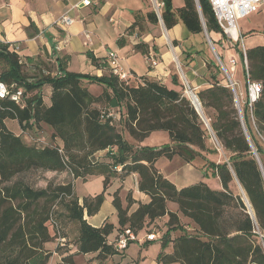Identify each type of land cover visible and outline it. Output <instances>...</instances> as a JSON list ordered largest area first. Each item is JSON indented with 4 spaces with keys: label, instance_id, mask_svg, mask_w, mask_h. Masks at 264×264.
I'll list each match as a JSON object with an SVG mask.
<instances>
[{
    "label": "trees",
    "instance_id": "obj_1",
    "mask_svg": "<svg viewBox=\"0 0 264 264\" xmlns=\"http://www.w3.org/2000/svg\"><path fill=\"white\" fill-rule=\"evenodd\" d=\"M160 3L163 6L159 18L151 11L132 13L130 26L116 41L118 48L125 46L126 38L134 34L142 20L151 28L161 21L166 30L181 24L189 35L201 38L203 21L207 34H221L207 0H198L202 20L194 0H183L180 8H173L172 0ZM90 8L96 12L99 4L92 0ZM133 49L149 56L143 42ZM189 49L199 52L193 44ZM153 56L156 57L154 53ZM87 57L97 65L90 52ZM245 58L249 80L260 84L261 93L255 103L249 106L246 102L242 108L244 128L231 90L217 79L221 69L215 62L207 63L212 84L196 95L201 108L212 112L209 126L226 157L216 163L206 157L218 155L215 148L205 144L207 130L180 92L147 77H134L137 84L133 86L109 71L100 77L71 73L66 71V56L56 59L54 76L28 81L22 71L23 60L10 44L0 41V82L10 91H23L19 105L8 99L0 101V264H49L51 255H58L66 246L59 222L50 211L54 203L63 206L66 220L78 229L75 251H62V264H75L76 257L88 255H93L88 261L97 264H119L111 260L118 255L109 244L111 235L116 238L125 229L135 235L142 230L151 233L150 227L164 217L167 221L159 234L161 252L157 264H264V46L245 50ZM82 83L100 86L101 94L93 96ZM172 83L177 86L176 76ZM45 88L49 90L48 105L42 97ZM98 104L104 106L103 111L93 107ZM109 110H124V117L119 118L120 130L108 117ZM7 120L16 121L21 133L31 130L36 143L43 146L27 145L21 135L8 130ZM44 127L51 130L48 143ZM155 132L166 133L169 144L159 148L139 145ZM174 157L185 164L202 159L221 189L213 190L203 182L177 189L155 168L159 159ZM32 171L69 173L73 180L82 181L102 177L103 190L83 197L80 203L70 182L35 190L16 179ZM131 175L137 177L138 191L149 202L139 203L129 214L135 202L128 194L123 208L117 190L111 202L117 225L91 227L84 215H96L111 183ZM235 180L248 200L252 216L232 193ZM168 203L176 205L175 212L167 209ZM182 218L193 226L194 234L187 233ZM48 225L57 238L54 252L46 250L52 241ZM59 239L65 241L63 246ZM169 245L172 252L163 253Z\"/></svg>",
    "mask_w": 264,
    "mask_h": 264
},
{
    "label": "crops",
    "instance_id": "obj_2",
    "mask_svg": "<svg viewBox=\"0 0 264 264\" xmlns=\"http://www.w3.org/2000/svg\"><path fill=\"white\" fill-rule=\"evenodd\" d=\"M93 1L99 4V9L96 11L98 12L96 17H100V20L98 21H96L95 16H91L90 7L74 8L75 5L79 4L80 0H0V41L10 44L13 49L16 48L17 54L23 59V62H26V65L30 67L33 66L34 68L37 63H50L57 72L56 59L58 57L66 56L68 57L66 71L83 74L80 73L79 70L85 69L89 72L88 75L96 77L108 73V68L104 64V59L107 52L112 51L116 53L119 58L123 70L132 75V77H135V79L136 77H147L176 91V86L172 83L173 76H176L173 72L174 58L178 61L181 59V56H183L180 51L181 46H178V44H182L183 42L179 26L177 25L171 30H166L159 21L163 30L148 28L149 31L147 29L146 33L142 34L141 37H136V39L128 38L125 46L118 48L116 46V41L119 37L123 36L125 29L130 26L133 19L132 12L139 11L144 14L150 12L148 3L142 2L141 0ZM64 15L71 18L73 24L66 29H61L56 26L55 23ZM106 18L107 23L112 25V28L107 26L105 22ZM261 27H264V21L258 25L257 28L261 29ZM248 30L249 29H247V31ZM85 34L89 35L88 40L85 39ZM140 42H143L148 46L149 55L154 53L158 59L156 66L151 67L150 70L148 69L149 65L146 56L136 53L133 49L134 45ZM168 43L170 45H168ZM88 52H90L97 60L96 66H94L87 57ZM137 59H140L141 62H143V65H141V63L138 65L136 63ZM187 63L188 62L185 63L186 68L184 69L186 72H182L186 79L191 83H194V80H190V76L195 75L196 73V70L194 69V61L188 65ZM133 83L136 85V82ZM20 132L22 131L20 130ZM49 132L51 133V130ZM25 138H27V136ZM141 144L139 145L142 146ZM206 157L208 158V156ZM174 159L176 158L174 157L171 161H178ZM211 161L221 163L224 159L217 156ZM179 166L180 168H186L184 165ZM155 168L167 180H171L169 175H167L168 173H164L161 167L155 166ZM187 171H189V169ZM171 172L172 175H175V173L178 172V169L174 168ZM62 174L63 173H60V175ZM100 178L102 180V177ZM73 181L74 180L70 182L72 187ZM113 185L117 186L114 192L118 190V196L123 208L126 207L125 200L128 194L131 195L132 200L135 202V204L130 207L129 214L136 210L139 203L147 204L149 202L147 196L139 193L137 188V177L135 175L128 176L122 181L114 180L109 188ZM175 187L181 189V187ZM211 189L220 190L221 186L218 184L216 188ZM107 190L104 193V197ZM109 195L110 198L107 199L105 197L96 215L92 217H87L86 214L84 215V220H86L91 227H102L105 223H108L107 220L110 215L115 216L116 218L115 209L111 204L113 194ZM78 198L81 203L83 197ZM167 209L171 211L168 204ZM175 211L176 210L171 212ZM159 221H163V224H165L167 218L164 217ZM112 225H117V219L116 224ZM175 235L178 236L179 234L175 233ZM114 237L115 234L111 235L110 238L112 239H110V241H112ZM139 241L140 242L136 243L140 244L142 248H146L148 245L156 242L160 245V240L147 242L144 238L139 239ZM128 248L129 246L127 249ZM159 248L157 256L161 252V247ZM125 251L122 254L112 257L111 260L119 264H137L127 257ZM171 252V245L163 251V253L166 254H170ZM54 256L57 257L56 254H54ZM91 256L93 257V255ZM157 256L154 260L155 264H157Z\"/></svg>",
    "mask_w": 264,
    "mask_h": 264
},
{
    "label": "rangeland",
    "instance_id": "obj_3",
    "mask_svg": "<svg viewBox=\"0 0 264 264\" xmlns=\"http://www.w3.org/2000/svg\"><path fill=\"white\" fill-rule=\"evenodd\" d=\"M141 1L147 2L148 8L150 9V11L154 12L158 18L160 17L162 8L160 10H157L154 0H141ZM156 1L160 3L162 0H156ZM182 6H183V0H172L173 8H180ZM91 9H90L91 16L96 17L98 15V12L94 13ZM98 20H100V17H96V21ZM263 21H264V4L252 15L238 21V28H239L240 34L242 33L241 35L243 37L242 38L243 41L241 43L238 41V43L236 44L227 43L226 40L221 35L215 34V33L207 34L206 31L203 32L204 38H201V36L199 35H189L185 31V29L182 27V25L179 24L178 26L181 29V37L183 38V42L182 44H178V46H181L180 51L183 54V56H181V59H179L178 61L176 60V58H174L173 72L176 75L177 82H178V86H176L175 88L176 91L180 92L192 105L193 101L189 99V97L187 96V92L191 91V93L194 96H196L198 92L210 87L212 82L210 81V74L207 69V63L209 61H213L217 64V66H219V63L215 57V54H216V56L220 59L221 63L225 67L226 74H228L232 82L236 83L234 87V91H235V95L237 98V103H238L240 112L242 113V108L246 106L245 103L247 99H246V78L244 76L243 69H242L241 52L243 51V49L247 50V49L257 47V46H264V27H261V29L257 28L258 25H260ZM105 22L109 28L110 27L112 28V25L107 23V18ZM148 28H151V27H148L144 20L140 21L139 26L133 31L134 34L130 37H127L126 40L128 38L136 39V37L137 38L141 37L142 34L146 33ZM157 29L163 30V27L161 26L160 23H158V25L154 27V30H157ZM247 29L249 30L247 31ZM192 44L193 46H195V49H197V51L199 52L194 53L193 51H191V49H189L190 45ZM210 44L212 45V47ZM168 45L170 44L168 43ZM212 49H214L215 54ZM185 54H186V57H184ZM233 57L236 61H238V63L235 66L236 70L231 73L229 69V60L230 58H233ZM21 60L23 59L21 58ZM156 60L158 61L157 57H156ZM185 61H188L187 65L194 61V66H195L194 69L196 70V73L195 75L190 76V80H194V83H191L188 79H186L183 74V72H186L184 70L186 68ZM136 63L138 65L140 63L141 65H143L142 64L143 62H141L140 59H137ZM22 71L26 79H28V81H32L33 79H36L39 76L40 77L47 76V75L54 76L57 73L50 63H46V64L37 63V66L33 68V66L30 67L26 65V62H25V64L22 66ZM79 71L80 73H83V74H89V72L86 71L85 69H81ZM217 79L221 82V84L228 86V81L226 80V76L223 73L222 69H221V75H218ZM82 86H86L88 92L92 94L93 96H99L102 92V88L96 84L82 83ZM48 93L49 92L47 88H45L42 91L43 102L45 105L49 104V101H48L49 94ZM93 107L99 109L100 111L104 110V106L101 104L94 105ZM108 112L112 113L115 116V121H114L115 127L117 128V130H120L121 125H119V118H121V116L122 118L124 117L123 116L125 114L124 110H121L120 112H118L117 110H109ZM211 115H212L211 111H205L200 106L199 118L203 126L208 132V137H207V140L205 141V144L209 147L215 148L218 153V155H210L208 156V158L212 160L218 156L221 159H226L225 154L223 153L219 143L216 141L213 133L211 132V129L209 126V122L211 121V118H212ZM6 126L14 135L16 136L21 135V137L23 138L24 142L27 145L34 144L36 146H43L41 145L42 143L40 142L36 143V140L32 137L33 134L31 130L28 129L24 131V133H21L17 123L11 120L6 121ZM43 130L45 132L44 136L47 139L45 140V142L47 141L46 143H48L50 129L44 127ZM26 136L27 138H25ZM125 139L129 143L134 144V142L128 136H125ZM167 144H169L168 135L164 132H155L151 134L141 145L142 147L159 148ZM175 158L176 159L174 160H178V161H171V160L161 158L156 162V165H155L156 167H161L164 173H168L167 175H169L171 179V180L169 179L168 180L171 183H173L175 186L185 188V187H189L194 184H197L199 182H204L209 187L216 188V186L219 184L218 179L214 177L212 171L205 169L206 165L202 159L197 158L194 161V163L185 165V163L179 157H175ZM179 165H184V167L186 168H180ZM174 168L178 169V172L175 173V175H172L171 170H174ZM187 168L189 169V171H187L188 170ZM16 179L18 181H21L27 184L28 186H30L31 188L35 190L46 189L47 187L54 188L62 184H67L68 182H71L73 180L72 176L69 173H63L62 175H60V174H50V173H46L42 171L27 172L25 174L19 175ZM116 188H117L116 185H113L111 188H109L105 194V197L109 199L110 198L109 194H113ZM73 189L77 197H81V198L95 195V194H100L103 189L102 180L100 177L88 178L86 181H82L81 179H76L73 181ZM231 189H232V193L234 194V196L239 197L242 201L245 195L243 194L244 193L243 190L240 189L236 181L232 182ZM168 207L171 211H174L177 209L176 205L172 203H168ZM50 211L53 213V217H55L59 222V225L61 227L60 236L65 238L66 246L64 248H60L59 252L57 253L58 254L57 257L54 256V253L51 255V260L49 264H62L60 255L63 253L61 252L65 251L67 253V252L75 251V242L77 239L78 229H77L76 224L70 223L66 220L65 210L60 203L58 204L54 203ZM107 222L110 224H116L115 216H111V215L108 216ZM157 224L158 225H154L150 227V232L155 233V235L159 237V234L161 235L163 232L161 226H163L164 224H163V221H158ZM182 224L186 226L185 229L188 234H194V232L192 231L193 226L189 224V221L187 219L182 218ZM48 228L51 234L52 241L46 246V250L47 252H50V251L54 252L55 251L54 249L56 247L55 244L57 243V238L56 236L55 237L53 236V231L50 225H48ZM147 234L148 233L145 230H142L138 233V235H136V238L138 240L144 239ZM159 247L160 245L158 242L150 244L146 248H142L140 244H137L136 242H134V243L129 244V248L125 251V254L130 260L132 259L137 264H155L154 260L160 249ZM90 258H92L91 255L90 256H78L75 258L74 263L75 264H97L96 262L88 261Z\"/></svg>",
    "mask_w": 264,
    "mask_h": 264
},
{
    "label": "built area",
    "instance_id": "obj_4",
    "mask_svg": "<svg viewBox=\"0 0 264 264\" xmlns=\"http://www.w3.org/2000/svg\"><path fill=\"white\" fill-rule=\"evenodd\" d=\"M155 5L156 9L160 10L162 8V3H158L156 0ZM211 11L214 15L215 21L218 27L221 30V34L223 38L226 40L227 43L236 44L238 41L241 43L243 41V37L240 34L238 28V21L255 13L263 4L264 0H207ZM92 0H80L79 4L75 5L74 8L78 7H91ZM56 26L61 29H66L73 24V20L69 18L67 15L62 16L59 20L56 21ZM85 39H89V35L85 34ZM15 53H17L16 48H14ZM243 58L242 62V69L244 76L246 78V102L249 106L255 103L261 93V86L258 83L251 82L249 80L248 75V66L247 61L245 58V50L242 51ZM148 65L150 67H155L157 64L156 57L153 54H150L147 58ZM104 64L108 68L110 74L118 78V80L126 83L134 85L133 82H136L132 75L128 74L123 70L121 67L119 58L117 57L116 53L112 51H108L105 59ZM237 65V61L234 58H230L229 60V69L230 72H234L235 66ZM225 69V67H224ZM228 76V74H226ZM134 79V80H133ZM137 84V82H136ZM236 83L232 82L230 77L228 76V88H232L234 90ZM12 88V87H11ZM191 92V91H190ZM22 93L21 89L10 91V88L2 82H0V101L3 100H10L15 104H21L22 100ZM108 117H111L115 121V116L112 113H109ZM43 142V141H41ZM159 237L155 235V233H148L145 236V241L147 242H154L157 241ZM134 242H140L136 235L130 230L125 229L121 233L118 234L116 238H114L109 244L113 246L114 250L117 254L123 253L129 244ZM65 241L63 239H59V245L63 246Z\"/></svg>",
    "mask_w": 264,
    "mask_h": 264
},
{
    "label": "water",
    "instance_id": "obj_5",
    "mask_svg": "<svg viewBox=\"0 0 264 264\" xmlns=\"http://www.w3.org/2000/svg\"><path fill=\"white\" fill-rule=\"evenodd\" d=\"M194 1H195V4H196V8H197V11H198L199 17H200L201 20H202V15H201V11H200V7H199L198 0H194ZM160 22H161V21H160ZM202 25H203V30H204V32H205V27H204L203 21H202ZM210 45H211V44H210ZM211 47H212V45H211ZM212 50H213V52H214V49H212ZM214 54H215V52H214ZM215 57H216V59H217V61H218V63H219L220 68L222 69L223 73H224L225 76H226V80L228 81V76L226 75V71H225V69H224L223 64L221 63L220 59L216 56V54H215ZM230 89H231V92H232V94H233V96H234L235 108H236V110H237V112H238L239 120H240V122H241V124H242V127L244 128L243 120H242V115H241V112H240V109H239V106H238V103H237V98H236V95H235V91H234L231 87H230ZM195 98H196V102H197V103H196V105H194V104H192V105H193L195 111L197 112V114L199 115L200 104H199L198 99H197L196 96H195ZM235 181H236V183L238 184L237 180H235ZM238 186L240 187L239 184H238ZM240 189H241V187H240ZM244 195H245V194H244ZM245 198H246V196H245ZM242 201L245 203V206H246L247 209H248V213L252 216V211H251V208H250V205H249V203H248L247 198H246V199L243 198Z\"/></svg>",
    "mask_w": 264,
    "mask_h": 264
},
{
    "label": "bare ground",
    "instance_id": "obj_6",
    "mask_svg": "<svg viewBox=\"0 0 264 264\" xmlns=\"http://www.w3.org/2000/svg\"><path fill=\"white\" fill-rule=\"evenodd\" d=\"M187 96L189 97V99L190 100H192L193 102H192V104H194V105H196V98H195V96L189 91V92H187ZM243 193V192H242ZM244 194V193H243ZM244 199H246L245 198V196H244Z\"/></svg>",
    "mask_w": 264,
    "mask_h": 264
}]
</instances>
